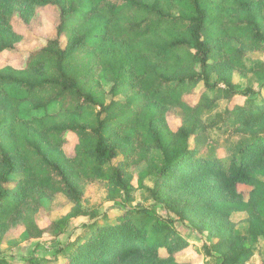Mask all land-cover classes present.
<instances>
[{
	"label": "trees",
	"instance_id": "obj_1",
	"mask_svg": "<svg viewBox=\"0 0 264 264\" xmlns=\"http://www.w3.org/2000/svg\"><path fill=\"white\" fill-rule=\"evenodd\" d=\"M47 6L59 11L56 38L28 52L21 68H0V264L10 229L45 233L32 216L41 197L80 201L59 154L69 135L76 138L71 168L113 189L125 188L122 162L133 151L141 157L145 149L158 151L153 195L163 206L171 205L168 189L184 172L236 198L239 186L253 184L252 172L264 164V97L257 91L250 98L251 89L211 77L221 58L232 65L245 58L231 41L264 54V0H0V54L14 51L19 38L13 17L28 23L32 9ZM252 71L264 89V62ZM198 88L191 105L187 97ZM218 99L226 101L224 110L202 119ZM168 111L183 120L172 134L156 123ZM113 132L121 133L119 141H111ZM220 150L225 157H218ZM259 211L264 217L262 206ZM134 216L106 215L71 246L29 264H143L160 249H186L173 228L147 227ZM259 234L264 239L263 228ZM223 246L217 245L219 264H245L253 254L240 240L231 255Z\"/></svg>",
	"mask_w": 264,
	"mask_h": 264
},
{
	"label": "rangeland",
	"instance_id": "obj_2",
	"mask_svg": "<svg viewBox=\"0 0 264 264\" xmlns=\"http://www.w3.org/2000/svg\"><path fill=\"white\" fill-rule=\"evenodd\" d=\"M30 17L28 23L23 22L18 14L13 17V31L19 38L15 42L14 51L0 54V68H21L28 52L40 48L45 40L56 38L59 24V11L56 7L34 8ZM60 44L65 46L63 37L60 38ZM229 45L239 47L242 52H246V56L238 65L229 64L221 58L218 71L212 75L211 81L226 77L239 91L251 89L253 93L250 98L256 97L257 91H261L264 97L260 77L252 71L256 63L264 62V54L252 51L245 44L238 45L231 41ZM94 84H101L106 91L109 89V84L105 85L99 79L94 80ZM219 87L224 88V85ZM199 89L196 94L187 97L189 104H195ZM213 94L214 91L207 92L208 96ZM225 105L224 99H218L210 109L203 110L201 118L207 119L222 112ZM53 108L56 110L57 106ZM28 109L29 106L22 107L21 112ZM57 118L60 120L61 116L58 115ZM156 123L172 134L183 125V120L168 111L161 113ZM226 137L220 136L221 144ZM120 138V132H113L110 139L119 141ZM75 143L76 138L69 135L68 142L59 154L66 161L64 166L69 180L82 192L80 201L74 204L61 195L41 197L36 213L32 216L37 227L45 230V233L36 237L23 226L10 229L1 244L4 264H29V260L38 261L49 257L54 249L67 248L78 238L84 237L90 224L106 215L114 216L122 211L135 213L134 219L147 227L154 223L168 225L187 245L186 249L173 253L160 249L158 257L146 260L143 264H173L171 259L177 262L187 261L189 264H219L217 259L220 252L217 245H224L222 250L231 255L239 240L243 247H253V254L244 261L245 264H264V239L259 234V229H264V217L259 211L260 206L264 211V164L252 172L251 186L238 187L237 198L223 194L199 174L184 172L168 189L171 205L163 206L153 195L161 167L158 151L145 149L142 157L137 151H133L122 162L125 167V188L113 189L110 183L84 179L71 168L67 160L74 155ZM218 157H225L221 150Z\"/></svg>",
	"mask_w": 264,
	"mask_h": 264
}]
</instances>
